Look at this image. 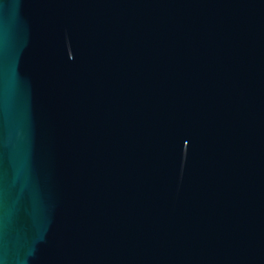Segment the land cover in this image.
Wrapping results in <instances>:
<instances>
[{
	"label": "water",
	"instance_id": "water-1",
	"mask_svg": "<svg viewBox=\"0 0 264 264\" xmlns=\"http://www.w3.org/2000/svg\"><path fill=\"white\" fill-rule=\"evenodd\" d=\"M0 264H264V0H0Z\"/></svg>",
	"mask_w": 264,
	"mask_h": 264
}]
</instances>
